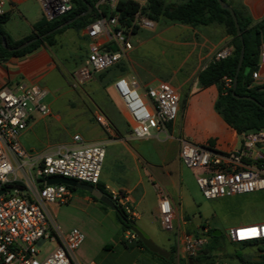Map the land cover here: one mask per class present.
<instances>
[{"label":"built area","instance_id":"built-area-1","mask_svg":"<svg viewBox=\"0 0 264 264\" xmlns=\"http://www.w3.org/2000/svg\"><path fill=\"white\" fill-rule=\"evenodd\" d=\"M39 1L48 20L71 7L69 0ZM117 1L96 0L95 6H106L108 11L116 12ZM6 3L7 0H0V16L5 13ZM132 25L152 30L155 22L137 12ZM85 33L88 51L82 65L74 72L78 84L115 64L131 49L132 32L119 26L116 13L90 22ZM111 43L114 50L105 47ZM231 49L220 48L213 59L228 56ZM251 78V84H260L255 81L264 78V41L260 44L259 60ZM223 82L224 87L230 86V79L224 77ZM111 85L129 116L130 134L134 138L164 132L178 113L179 97L168 83L146 86L142 94L136 90L137 82L124 76L115 78ZM45 95L46 90L38 85L0 86V189H3L0 193V264H95L76 260L75 250L83 241L82 233L76 229L63 231L48 209L49 204L67 202L70 189L62 183L46 184V179L64 176L94 186L99 181L105 151L101 144H83L80 137L74 135L73 144L60 145L52 153L39 157L29 156L19 142V134L33 112L48 115L49 108L42 101ZM95 119L101 126H107L101 114H96ZM239 135V147L227 152L179 139V160L197 172L195 181L204 198L264 190V128ZM107 194L128 219L136 217L124 193L110 191ZM157 208L161 227L165 231L174 230L173 207L158 187ZM253 227L255 234L250 231ZM228 235L235 242L264 238V222L237 225L229 229ZM135 238L128 230L126 241ZM207 241L205 235L181 234L177 237V246L190 259L196 257Z\"/></svg>","mask_w":264,"mask_h":264},{"label":"crops","instance_id":"crops-1","mask_svg":"<svg viewBox=\"0 0 264 264\" xmlns=\"http://www.w3.org/2000/svg\"><path fill=\"white\" fill-rule=\"evenodd\" d=\"M229 2L242 5L252 25L262 22L264 34V0H229ZM5 16L6 19L1 23V27L12 40H19L30 34L33 25L44 17L39 0H7ZM173 26H175V33L172 38L162 36ZM199 26H202L201 29ZM135 34L136 32L130 34V40ZM154 37L161 40V46L164 48L162 54L168 50L171 57H173L172 53L176 54L179 60L177 64L171 66L172 74L168 78L161 79L151 73L140 76L141 81L145 83L143 87L141 86V94L144 87L150 86L149 82L154 85L165 82L174 88L178 97L184 96L187 100L186 109L181 114L177 113L176 117L166 125L164 132H153L150 136V138L158 139L161 134L162 138L159 142L162 144L157 149L147 146L146 150H143L144 146L134 145L133 140L146 138H134L130 134L129 116L123 106L121 109L114 108L112 105L106 107L107 116L104 114V117L111 128L109 132H104L105 136L97 134L94 140L86 142L79 134L77 135L83 144L96 143L103 146L105 154L99 183L107 193L118 191L125 194L128 203L136 212L133 222L168 255L166 258H160L156 253L154 255L138 244L128 243L126 241L128 230L121 229L112 208L99 200H94L87 191L85 194H77L73 189L67 202L58 205L72 206L71 202H76L78 204L75 205L83 204L87 208L102 211L103 216L108 219L111 212L116 221L108 237L97 244L96 250L88 252L90 254L80 253L83 241L81 242L75 250V258L79 263L91 261L95 264H179L181 261V264H196L193 260L186 258L181 248L177 246L178 235H200L207 229L204 226L201 228L202 231L198 230L199 223L194 226L196 230L189 228V217L179 212L182 202L176 192L180 181L176 170L181 164L179 139L206 145L219 152H227L240 145L239 133L231 128L213 108L218 93L216 86L211 84L199 87L197 84L198 73L213 59L214 53L222 47L232 48L230 37L224 29L214 24L190 26L167 23L149 39ZM88 42L85 27L81 29L67 27L54 35L52 45L42 44L23 56H11L0 61V86L12 87L19 83L26 86H39V82L49 72L63 68L62 61H65L66 56H70V49L80 50L83 45L87 54ZM129 51L130 49L126 53ZM171 61L168 59L167 62L172 63ZM123 76L129 79L127 72ZM136 77L138 76L135 74L130 76L137 80ZM262 82L264 78L255 81V83ZM140 85L138 84V87ZM32 125L29 122L19 134L21 146L31 157L52 153L60 145L74 143L72 138L62 144H45L41 150L34 151L32 146H28L30 135L34 133ZM137 147L142 149L141 152L137 150ZM157 187L164 191L173 207L174 230L172 231H165L161 227L157 208ZM235 226L237 225L232 227ZM226 238L229 239L228 233ZM258 253L259 251L254 253L253 258H256ZM162 258H168L169 261L166 262ZM215 264L238 263L235 259H229Z\"/></svg>","mask_w":264,"mask_h":264},{"label":"rangeland","instance_id":"rangeland-1","mask_svg":"<svg viewBox=\"0 0 264 264\" xmlns=\"http://www.w3.org/2000/svg\"><path fill=\"white\" fill-rule=\"evenodd\" d=\"M178 1L181 0H164V2ZM165 24L167 23L164 20L158 19L155 21L153 31L139 30L137 27L136 34L130 40V51L125 54V59L118 61L117 65H124L129 79H134L137 84H141L136 89L138 93H141V86L143 87L145 84L141 81L140 76L143 77V75L151 73L161 79L168 78L172 74L171 66L177 64L179 60L178 56H175L176 54L172 53L173 57H171L168 50L162 54L164 48L158 37L149 39ZM201 27L199 26V29ZM174 33L175 26L170 28L167 33L165 31L162 36L172 38ZM70 50V56H66L65 61H62L63 68L54 69L39 82V86L46 89V95L42 101L48 106L49 113L46 116H40L33 112L27 122V124L29 122L33 124L34 133L30 135V145L28 146H32L34 151L41 150L45 144L68 142L74 134H79L86 142L94 140L97 134L105 136V133L109 132L111 128L108 120L104 117L107 112L106 107L112 105L117 109L122 108L121 100L110 84L115 78L124 74H116L112 77L105 71L96 72L78 84L74 78V72L82 65L86 56V48L81 45L80 50ZM62 53L65 55L64 52ZM168 59L172 60V63L167 62ZM133 74L138 76L137 80L130 78ZM149 85L153 86L154 83L149 82ZM186 107V97H179L178 114H181ZM95 114H101L105 118L106 127L96 121ZM161 138L160 134L158 139L150 137L135 139L132 143L140 147L144 146L143 150L148 147L157 149L162 144L159 142ZM140 147H137L139 152L142 150ZM176 172L180 180L176 192L182 201L179 212L189 217V228L196 230L194 226L199 223L198 230L202 231L201 228L205 226L206 232L200 235H205L207 239L209 228L217 229L222 233L224 244L221 248L222 252L215 258L216 263L229 260L226 255L233 252L253 257L254 253L258 251L257 246L240 248L238 243L227 239L226 234L234 225L264 222V190L206 199L196 184V171L180 164V168ZM74 193L85 194L86 191L74 188ZM71 204L72 206H66L65 204L52 203L48 205V209L63 231L76 229L82 233L83 243L80 253L82 255L90 254L88 252L96 250L97 244L108 237L109 231L116 223L114 214L109 212L108 219L103 216L102 211L87 208L83 204L75 205L78 204L76 202H71ZM260 248L264 249V246H260Z\"/></svg>","mask_w":264,"mask_h":264},{"label":"trees","instance_id":"trees-1","mask_svg":"<svg viewBox=\"0 0 264 264\" xmlns=\"http://www.w3.org/2000/svg\"><path fill=\"white\" fill-rule=\"evenodd\" d=\"M69 1L71 7L68 11L50 20L43 17L33 25V30L30 34L19 40H12L2 29L1 23L4 22L6 16L5 13L1 15L0 61H3L4 59L11 56H23L42 44L52 45L54 43V35L67 27L81 29L101 16H109L115 13L117 14L119 26L123 27L125 30L130 29L131 32H135L137 28L135 25H132L133 16L137 12L153 20L154 22L158 19H162L167 23L186 24L190 26L211 24L219 25L230 37V43L232 45L231 52L224 58L211 59L198 73L197 84L199 87H205L211 84L216 86L218 93L216 99L214 100L213 108L237 133L264 128V110L251 99L236 97L249 96L257 101L260 105L264 106V82L260 84H251V75L259 60L260 44L264 40L263 24L262 22H257L252 25L251 20L247 16L242 5H234L230 3L229 0H223L232 8L236 16L242 35V42L244 44L242 62L237 73L235 86L232 88V80L240 50V40L235 33L234 23L229 11L220 7L217 0H181L178 2H164V0H144L142 3L136 2L134 0H118L115 7L116 12L108 11L106 6H102L101 8L96 7V0H85L91 5V11L88 14L76 18L69 24L47 35H43L48 30L56 27L60 23L72 18L76 14L86 9V5L84 4L83 0ZM1 37L5 39L6 44L10 47L16 46L33 37L38 38L21 49L8 51L1 45ZM105 47L112 50L115 49L112 43L106 45ZM117 64L118 62L104 69L103 71L109 73V75L112 77H114L116 74H124V65ZM224 77L230 79L229 87H224ZM232 92L236 96H234ZM261 162H263V160H261ZM66 186L70 189V191L75 188L69 185ZM94 187L103 193H107L99 181L94 185ZM92 198L94 200H98L94 197ZM119 211L123 219H121L116 213L115 217L119 222L121 229L123 231L130 230L129 222L132 220L126 217L122 209H119ZM213 230V228H209L207 230L208 242L198 252L196 257L190 258L196 262V264H215L216 256L222 252L221 248L224 244L222 233L219 235H213ZM128 243L138 244L146 251L156 255L154 252L149 251L145 246H143L141 240L137 237ZM236 243L239 244L240 248L257 246L259 253L257 254L256 258H253L251 256H246V254L243 255L233 252L226 255L229 259H235L238 264H264V253H262L263 249L260 248V246H264V238L236 241ZM163 260L166 262L169 261L168 258ZM179 264H181V261H179Z\"/></svg>","mask_w":264,"mask_h":264},{"label":"water","instance_id":"water-1","mask_svg":"<svg viewBox=\"0 0 264 264\" xmlns=\"http://www.w3.org/2000/svg\"><path fill=\"white\" fill-rule=\"evenodd\" d=\"M217 1L219 3L220 7L224 8V9H227L229 11V13H230V15L232 17L233 23H234L235 33H236V35L238 36V38L240 40V50H239V55H238L237 64H236V68H235L234 77H233V80H232V88H234L235 83H236L237 73H238V70L240 68V65H241V62H242V58H243V54H244V44L242 42V35H241L240 29H239V25L237 23L236 16H235L232 8L227 3H225L223 0H217ZM83 2L86 5V9L85 10H83L82 12L76 14L72 18L60 23L56 27L48 30L43 35H47V34L53 32V31L65 26V25L69 24L70 22L74 21L76 18L88 14L91 11V5L88 2H86L85 0H83ZM37 38L38 37H33L31 39L23 41L22 43H20V44H18L16 46L10 47V46H8L6 44L5 39L3 37H1V45H2L3 48H5L8 51L18 50V49H21V48L27 46L31 42L35 41ZM232 94L234 96H236L233 92H232ZM236 97H242V98L251 99L264 110V106L260 105L257 101H255L253 98H251L249 96H236ZM55 183H62V184H65V185L73 186L75 188H80V189H83V190L87 191L92 197L98 199L103 204H105L108 207L112 208L115 211V213L117 215H119V217L121 219H123L119 209L110 200L108 194L101 192L96 187H94V186H92L90 184L78 182V181H76L74 179L67 178V177H64V176H49L46 179V184H55ZM2 192H3V189H0V193H2ZM129 224H130V230L135 234V236L138 239L141 240L143 246H145L149 251L156 253L160 257H163V258L167 257L168 254L165 251H163L160 247L155 245L153 243V241L148 237V235L145 232H143L134 222L130 221ZM212 234L213 235H219L220 231L217 230V229H214Z\"/></svg>","mask_w":264,"mask_h":264},{"label":"bare ground","instance_id":"bare-ground-1","mask_svg":"<svg viewBox=\"0 0 264 264\" xmlns=\"http://www.w3.org/2000/svg\"><path fill=\"white\" fill-rule=\"evenodd\" d=\"M253 229H255V232H256V228H255V227H253ZM253 229H252V230H253ZM252 230H250V231H251L252 233H254V234H255V232H253ZM241 233H243V234H244L245 232H241ZM254 234H253V235H254Z\"/></svg>","mask_w":264,"mask_h":264},{"label":"snow or ice","instance_id":"snow-or-ice-1","mask_svg":"<svg viewBox=\"0 0 264 264\" xmlns=\"http://www.w3.org/2000/svg\"><path fill=\"white\" fill-rule=\"evenodd\" d=\"M252 231L255 232V229H253Z\"/></svg>","mask_w":264,"mask_h":264}]
</instances>
